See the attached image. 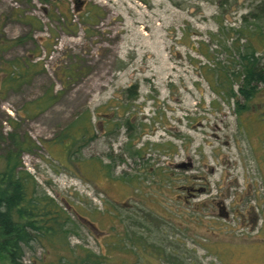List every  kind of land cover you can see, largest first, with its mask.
Here are the masks:
<instances>
[{"label": "rangeland", "instance_id": "374dc122", "mask_svg": "<svg viewBox=\"0 0 264 264\" xmlns=\"http://www.w3.org/2000/svg\"><path fill=\"white\" fill-rule=\"evenodd\" d=\"M253 2L0 0V156L10 146L11 132L34 142L31 152L21 154V164L78 222L73 243L140 264L131 254L109 251L107 234L111 224H119L116 210L123 216L152 213L162 224L153 239L201 264L216 261L205 255L204 244L220 248L229 264H264V140L259 130H251L264 115V87L238 113L235 100L242 104L243 99L227 102L214 92L204 77V66L212 62L195 50L199 42H209V32L217 33L220 23L219 37H239L242 15ZM89 8L100 12L92 24L85 18ZM17 39L22 41L11 43ZM214 54L215 61L226 62L223 51ZM13 59L37 67L33 77L9 87L4 67ZM132 85L137 96L125 102L124 91ZM51 90L54 102L48 109L22 114ZM82 113L95 136L81 148L82 158L109 162L111 154L116 175L134 173L138 159L126 152L124 161L114 157L129 139L131 148L148 141L164 144L165 154L147 148L145 157L171 172L169 185L144 182L134 192L101 175L92 183L87 168L74 162L77 154L66 157L51 143ZM88 223L95 226L83 225Z\"/></svg>", "mask_w": 264, "mask_h": 264}, {"label": "trees", "instance_id": "16d2710c", "mask_svg": "<svg viewBox=\"0 0 264 264\" xmlns=\"http://www.w3.org/2000/svg\"><path fill=\"white\" fill-rule=\"evenodd\" d=\"M87 12L85 18L89 24L95 22L100 15L97 8H89ZM242 20L244 24L238 29L239 37L233 40L219 37L218 34H223L224 29L220 23L218 34L209 32V42L201 41L195 48L199 55L212 62L204 66V77L214 92L227 102L231 98L243 99L242 104L235 100L238 113H241L264 87V0H255L252 8L242 15ZM246 22L252 23L249 25ZM241 39H244V43L240 42ZM21 41L22 39H17L11 43ZM211 44L215 46L212 49ZM3 45L4 42L1 41L0 49ZM218 50L226 54V62L215 61L217 56L214 51ZM36 67L37 64L30 60H6L4 71L7 85H21L33 77ZM137 93L136 85L128 87L124 91L123 101L134 99ZM53 102L54 94L51 90L31 101L28 107L22 110V114L28 116L42 113ZM257 117V129L252 126V134L259 130L263 141L264 115ZM241 122L244 123L245 120ZM243 123L242 126L245 125ZM122 125L131 134L129 121L125 120ZM92 130V123L87 119V115L82 113L51 142L60 147L66 157L72 158L73 154H77L73 157L74 162L87 168L88 173L92 175V178H89L92 183L96 176L101 175L107 181L128 185L137 192L141 190L144 182L161 188L168 186V182L172 181L168 169L156 166L154 162H150V157H145L148 149L165 154L169 147L164 144L148 141L140 147L131 148L129 139L122 152L114 157L124 161L126 152L131 160L138 159L141 166L134 173L123 170L120 175H116V166L112 162L111 154L109 162H103L99 158H82L81 148L95 137ZM9 137L10 146L0 156V264H133V261L126 257H116L117 254H108L104 250L96 251L84 243L72 242V237L79 235L78 222L67 208L39 188L33 176L23 169L21 164V154L31 152L35 147L34 142L28 136H17L13 132ZM79 141L81 144L71 149ZM186 192L191 195L194 190L187 188ZM143 194L146 195L144 192ZM116 213L118 215L114 214L113 217L119 224H111L107 234H110L107 247L109 251L131 254L140 264H201L190 257L191 255L183 254V250L179 252L173 245L172 249H169L168 244L153 239L156 236L154 232H158L162 224L158 223L159 219L152 213L143 216H123L118 210ZM83 225L95 226L89 223ZM203 246L207 250L205 255H212L213 260H216L215 264H229L226 253L220 248L212 249L205 244Z\"/></svg>", "mask_w": 264, "mask_h": 264}, {"label": "water", "instance_id": "95a60500", "mask_svg": "<svg viewBox=\"0 0 264 264\" xmlns=\"http://www.w3.org/2000/svg\"><path fill=\"white\" fill-rule=\"evenodd\" d=\"M185 166H187V165H185V164L178 165V167H182V168H185ZM188 166H190V164H188Z\"/></svg>", "mask_w": 264, "mask_h": 264}]
</instances>
